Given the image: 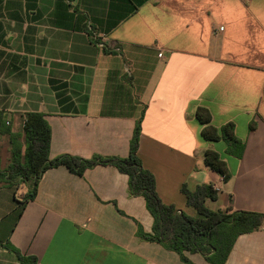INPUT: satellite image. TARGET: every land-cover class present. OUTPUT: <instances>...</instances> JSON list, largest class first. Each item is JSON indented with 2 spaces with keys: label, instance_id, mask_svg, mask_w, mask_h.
<instances>
[{
  "label": "crops",
  "instance_id": "1",
  "mask_svg": "<svg viewBox=\"0 0 264 264\" xmlns=\"http://www.w3.org/2000/svg\"><path fill=\"white\" fill-rule=\"evenodd\" d=\"M12 2L14 17H0V120L13 132L41 113L50 159L127 157L142 115L137 154L162 203L195 217L180 189L210 184L207 209L264 214V0ZM200 107L216 129L233 124L241 151L202 139ZM208 150L228 181L204 165ZM24 190L0 186V264H20L6 244L37 264H188L139 236L152 218L113 167L48 169L21 208ZM225 264H264V227L239 236Z\"/></svg>",
  "mask_w": 264,
  "mask_h": 264
},
{
  "label": "trees",
  "instance_id": "2",
  "mask_svg": "<svg viewBox=\"0 0 264 264\" xmlns=\"http://www.w3.org/2000/svg\"><path fill=\"white\" fill-rule=\"evenodd\" d=\"M141 118L142 115L135 122L127 157L93 155L89 159L68 154L50 159V128L41 113L24 114L20 132H13L0 120V135L7 138L9 145L4 168H1L0 157V186H23L24 192L16 197L22 208L35 198L39 180L48 169L64 167L70 174L82 177L86 170L97 166L113 167L127 177L128 194L141 197L152 218L151 233L139 231L142 239L176 253L184 263L190 264L186 254H199L209 264H225L239 236L264 227V214L207 209L205 201H215L218 194L210 184L197 185L193 190L182 185L180 189L185 205L195 211V217L177 210L174 205L162 203L155 190L153 175L143 169L137 154ZM195 118L203 126L201 137L204 141L222 140L228 152L243 149L242 143L233 134V124L216 129L210 124L208 110L201 107L196 110ZM253 126V123L250 124V130ZM204 165L224 182L229 180L227 166L216 152L205 151ZM5 248L13 253L20 264H37L35 257L25 256L9 244Z\"/></svg>",
  "mask_w": 264,
  "mask_h": 264
},
{
  "label": "rangeland",
  "instance_id": "3",
  "mask_svg": "<svg viewBox=\"0 0 264 264\" xmlns=\"http://www.w3.org/2000/svg\"><path fill=\"white\" fill-rule=\"evenodd\" d=\"M13 6H15L12 2V0H4L3 1V5L0 6V17H14V13L10 12V14L8 15L7 11L9 9H14ZM32 6V4L30 5ZM33 9V10H32ZM31 10H25V17H35L34 16V8H32ZM2 149H4L3 153H0V157H1V164L2 166H4L7 163V159L9 156V145H8V141L7 138L5 136H3V147Z\"/></svg>",
  "mask_w": 264,
  "mask_h": 264
},
{
  "label": "built area",
  "instance_id": "4",
  "mask_svg": "<svg viewBox=\"0 0 264 264\" xmlns=\"http://www.w3.org/2000/svg\"><path fill=\"white\" fill-rule=\"evenodd\" d=\"M97 46H98V47H103V45H102V44H97ZM159 56H160V54H159Z\"/></svg>",
  "mask_w": 264,
  "mask_h": 264
}]
</instances>
